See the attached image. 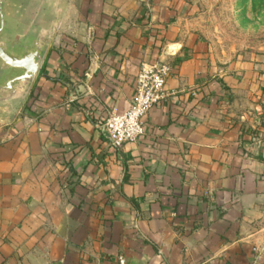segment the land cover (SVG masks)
Instances as JSON below:
<instances>
[{"label":"crops","instance_id":"0c3cea01","mask_svg":"<svg viewBox=\"0 0 264 264\" xmlns=\"http://www.w3.org/2000/svg\"><path fill=\"white\" fill-rule=\"evenodd\" d=\"M185 2L0 0V45L44 51L0 91V264H264V59L216 66ZM152 66L166 97L116 149Z\"/></svg>","mask_w":264,"mask_h":264},{"label":"rangeland","instance_id":"374dc122","mask_svg":"<svg viewBox=\"0 0 264 264\" xmlns=\"http://www.w3.org/2000/svg\"><path fill=\"white\" fill-rule=\"evenodd\" d=\"M183 24L208 45L209 59L235 70L264 59V0H185Z\"/></svg>","mask_w":264,"mask_h":264},{"label":"built area","instance_id":"2783aa9c","mask_svg":"<svg viewBox=\"0 0 264 264\" xmlns=\"http://www.w3.org/2000/svg\"><path fill=\"white\" fill-rule=\"evenodd\" d=\"M169 69L165 66L143 67L138 75L135 96L130 108L122 114L109 115L101 126L112 146L120 149L127 143H137L145 136L144 121L148 113L165 97ZM117 264H126L119 256Z\"/></svg>","mask_w":264,"mask_h":264},{"label":"water","instance_id":"95a60500","mask_svg":"<svg viewBox=\"0 0 264 264\" xmlns=\"http://www.w3.org/2000/svg\"><path fill=\"white\" fill-rule=\"evenodd\" d=\"M3 26L4 22L2 20L0 33ZM43 55L44 51L39 43L35 44L34 49L19 55L6 51L0 45V60L13 71V76L6 81L0 91L15 93L16 90H24L30 87L39 73Z\"/></svg>","mask_w":264,"mask_h":264}]
</instances>
